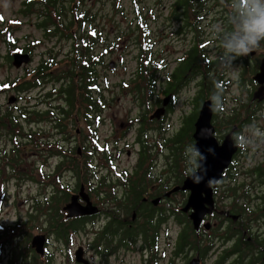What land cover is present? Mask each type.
I'll return each mask as SVG.
<instances>
[{
    "label": "flooded vegetation",
    "instance_id": "af4514ba",
    "mask_svg": "<svg viewBox=\"0 0 264 264\" xmlns=\"http://www.w3.org/2000/svg\"><path fill=\"white\" fill-rule=\"evenodd\" d=\"M184 1L174 0L171 6L168 7L166 15L164 14L166 22L170 20L174 21L180 26L177 32L185 34V40H183V37L177 41L183 46L180 49H171L173 39L170 36L174 34L172 32L168 34V43H163L162 48L157 49V43L163 42L166 38L167 28L162 29L161 33L156 32L155 38L150 21H157L161 12L153 16L149 11H146L144 21L141 24L142 29H139L140 36L138 37V41L144 40V44L135 45L138 54H135L136 56L133 57L134 67L128 72L129 77H121L118 80L119 84H148L153 82L155 87H158L156 85L160 84V89L156 92L147 91L145 94H139L142 102L136 100L137 94H126L134 100L131 104L132 107L137 106V104L146 107L137 117L131 118L132 120H129L127 123V125L137 124V134L134 138V144L139 145L138 151L134 153L135 158L130 170L121 169L118 172L103 173L96 171L95 168L100 167L102 169L105 166L104 162L110 159L115 164L117 151L104 159L105 153L102 149L115 148L122 149L125 152L124 147L128 148L131 146V143H125L123 146L118 144V142L122 141L124 132H121L120 135L113 134V140L101 138L102 113L106 109H110L113 106V102L105 98L96 82V75L99 78L104 74L103 71L105 70H112L113 73H118V70L123 68L124 72L122 70L121 74L123 75L127 72L125 70L127 69V65L124 59L127 56V45H132V41H130L131 37L129 36L126 40L124 39L119 42V21L115 19V11L106 14L102 12L98 13L95 31L87 27L52 29L50 31L53 36L65 37L64 39L71 43L70 48L72 52L77 51V48L82 51L80 55L74 53L71 58L66 59L65 65L68 71L78 79H80L81 67H89L92 72L87 77H90V81L96 84V88L95 91H91L90 93L81 92L79 89H76L74 94H72L70 93V87H67V92L69 93L63 96V104L54 106L48 110L49 116L47 122L50 124L51 130L45 133V130L34 129L32 136L28 137L30 139L23 142L24 145H29L34 150H45L49 155L57 156L59 160L54 169L49 173L45 172V165L40 163L34 167L33 173L31 171L27 175V177L31 176V179L40 188H38L36 194L31 198L33 203L29 214L25 218L18 217L16 221L11 223H5L1 216L5 196L3 194V182L1 181L18 177L15 168L16 162H19L20 155H15L12 152V154L14 153V157L11 156V158L14 160V163H7V152L0 148V160L2 161L0 165V264H3V262L5 264H85L75 261L74 252L71 251L74 241L73 236L77 234L87 235L88 221L100 216H105L106 221L94 233V241L88 244V248H92L96 251V255L100 257L99 264H110L109 257L120 249H126L131 254L139 253L143 259L139 264H160L162 258L169 259L168 264H174V259H178L177 257L185 250L195 248H197L195 256H186L181 261V264H188L193 258H199V264H202L203 252H207L211 248L215 234L207 237L205 240L202 239L205 235L201 234L202 232H209L210 228H206L204 225L206 222H209L208 220L211 217L216 215L222 217V224L229 222V225L232 223L234 225L242 221V225L240 226L243 229L242 234L246 238L247 244L238 249L234 245L237 242L236 237L224 240V242H231V246L228 250H224L223 256L214 264H221L229 257H232L233 260L228 264H264V232L261 239L249 231V224L256 222L257 218H261V226L262 230H264V198H261L263 203L257 205L256 209L253 210L256 211L257 215H248L247 219L245 217L242 218V213L239 210L219 209L217 198L219 191L225 192L229 198L231 197L230 191L239 188L241 199H243L241 195H247L251 184L233 182L237 177L249 174L248 169L243 170L242 167L238 166L243 161L240 162L235 159V162L228 167V171L223 174L221 181L213 188L215 211L212 215L205 217L197 230H193L191 221L186 220L191 210L187 213L182 212L189 195V190L182 187L184 180L189 176L188 169L191 165L185 161V157L179 159V153L182 151V154L185 156L187 154L185 150L187 151L191 145L195 144V124L199 117L200 108L202 103L205 100H211L210 97L212 96L207 94L206 98L200 99V86L202 83H211L212 87L210 89L213 90L215 84H227L226 79L223 78L224 73L217 71L221 65L217 57L223 51L219 40L215 38L211 39L207 35L199 33L197 29L196 19L197 17L200 19V15L196 6H200L201 3L189 0L190 3L185 4L187 7V11H185L184 6H182ZM48 2L49 0L42 1L43 4H48ZM220 2L223 13L222 25H226L232 1H229L230 3H223L224 0H220ZM36 4L39 6L38 2ZM157 4L160 5V3ZM88 24L86 22L85 26H88ZM183 27H188V29L186 30ZM93 33H96L97 37L95 45L91 44L95 40L91 36ZM187 35L189 36L186 38ZM142 37L143 39H141ZM214 42L216 43L215 47L211 48L210 45H213ZM262 47L263 45L260 44L253 51V54L249 53L246 56L237 58L240 61H245L248 57L257 55V50H260ZM92 50L95 53H92ZM168 51L177 54L172 61L168 60V56L166 55ZM179 52L180 54H178ZM263 57L261 55L258 59L261 60ZM120 64H123V66L121 67ZM73 66H75L74 70ZM24 68L25 73L26 70L33 69ZM97 68L101 70L96 71ZM64 70H60L58 75L60 76ZM50 73L52 74L53 72ZM70 73L67 74L68 81ZM44 74V72L41 73V75ZM177 77L180 78L179 82L176 86L173 85L171 87L169 84H172ZM247 81L249 79L244 68L237 84L246 83ZM192 87L195 89V92L184 102L187 106L190 105L188 112L181 115L179 126L168 133L169 127L165 128L164 123L173 108L174 102L179 97L182 98L184 93L193 89ZM84 98H88L89 100L83 101ZM148 103H152L154 108L149 107ZM157 108H162V112L159 117H152ZM220 113L218 117H221V120L219 121L215 109L213 110L211 123L214 129V118L218 120V128V123L223 125L230 122V114L222 117ZM121 123L123 128L125 123L123 121ZM228 126L225 125L224 127ZM0 127L3 128L4 126L0 124ZM132 128V126H128L124 127L123 130ZM150 131H154L158 135L156 144L159 148L173 149L172 155L175 154L173 165L175 179L178 176V180L174 184H169L165 177L168 165L171 166L168 162L169 155L173 157L169 151L167 152L166 162L168 164L165 165L166 169L158 176L153 175L151 172L153 167L150 164L152 158L151 145L149 144ZM113 141L117 143L114 146L111 144ZM150 142H152V139H150ZM262 148L264 149L263 145ZM244 153L245 150L239 151L240 155ZM187 156H191L190 151H188ZM96 158H98L97 164L93 160ZM261 161H264V158ZM7 167L15 171L10 177L5 173ZM66 173L72 174L71 176L77 180L73 188L64 182ZM252 175L255 176L254 173ZM228 180L232 181L228 182ZM139 183H141V186L143 184L140 204L137 205V208L126 211V201H133L131 195H128L129 198L127 197V190L132 185H138ZM82 186H84L88 199L99 208V211L97 214L91 216L69 217L67 211H65V207L70 202L72 195H77L79 188ZM176 195H182L185 202L183 205L173 207L168 202ZM78 201L84 204L82 198H78ZM111 214L117 219L116 222L112 221ZM169 218L172 219V223L177 226L178 230L175 232L173 240L169 238L164 240V236L169 237L170 230L167 226L164 228H161V226L166 225ZM111 224H121L122 228L114 227L112 232H105ZM55 225L59 226L60 231L58 233L56 232ZM62 229H64L63 232ZM221 229L227 233V230L223 226ZM160 235L163 238L162 246L165 249H168V247L171 249L170 258L167 257V251L164 248L158 249ZM184 236L188 238L187 244L180 246ZM35 238L42 241L43 252H39L36 248L32 247V241ZM108 240L110 246L106 245ZM65 248H67L66 253H64ZM83 248L86 264H96L88 256L86 247ZM251 249H258V252L250 253ZM105 253H107L106 257H104ZM146 253L147 259H145ZM243 254L247 255L248 261H243ZM158 256H160L159 259ZM119 262L122 264V260L119 259Z\"/></svg>",
    "mask_w": 264,
    "mask_h": 264
},
{
    "label": "rangeland",
    "instance_id": "374dc122",
    "mask_svg": "<svg viewBox=\"0 0 264 264\" xmlns=\"http://www.w3.org/2000/svg\"><path fill=\"white\" fill-rule=\"evenodd\" d=\"M25 0H0V29L2 28V33H0V81H13L17 76H21L25 74V71L23 70V67L16 69L12 66V64L7 61V57L9 53L8 46L5 43L6 41L4 39L7 38V30H10L11 38L12 40L16 41L17 48H26L30 49L32 53V61L24 69H32L37 64H39L42 60L53 57L54 61L57 63L62 62L66 59V57H71L72 53L70 52L71 43L68 40H65L64 38H59L57 36L52 37H43V29L39 28L37 26V23L41 21V18H38L36 14L32 13H25L23 3ZM174 0H84L81 6V9H87L90 12L95 13H113L115 10L114 6L115 4L118 5V10H116L115 19L116 21H119V28L121 31H125L130 23L134 24L133 18L134 13L133 9L137 8L142 16L146 15V11L150 10L151 14L155 16L158 12L159 14L157 21L151 20L150 25L153 29V35L156 38L155 33H161V30L164 28H167V32L165 34V39L163 42L157 43V49L162 48L163 43H168V34L174 33L172 37L173 41L171 42V49H180L183 45L178 43L179 38H183L185 34H179L177 30L180 28L174 21H168L166 22V18L164 17V14L166 15V12L168 11V7L171 6V3ZM157 3H160L157 4ZM221 2L217 0H205L203 3H201L200 6H196L198 8L199 18L197 17V29L199 30V33H203L204 35H207L211 39L213 38V27L215 25H222V19H223V13L220 6ZM116 7V6H115ZM225 8V7H223ZM121 11V12H120ZM72 16V15H70ZM68 16L63 17L64 19H67ZM10 26V27H9ZM184 29H188V27H183ZM210 34V35H209ZM189 35L186 36V38ZM136 38V33L131 35L132 45H127V56L124 59L125 64L127 65V69H125L127 72H125L123 75L121 74L122 69L118 70V73H113L112 70H105L103 71V75H101L99 78H97L96 75V82L98 84V88L101 90V93L105 95V98L110 101L112 100L113 106L110 109H106L103 114V125L100 126V133L101 138H109L110 140H113L112 135L117 134L120 135L121 132H124V137L120 143L122 146L125 143L130 144L131 146L126 148L124 147L125 152L118 154L116 156L115 164L117 165V171H120L121 169H127L130 170L135 155L134 153L138 151L139 145L134 144V138L137 134V124L135 125H127L129 120H132L134 117H137L138 114L146 109L144 106H137L135 105L132 107V98L129 95H126L127 93L137 94L136 100L138 102H142L140 95L142 93H138L137 91H130L127 92L121 90V87H119L118 80L121 79V77L126 78L129 77L128 72H130L134 67V61L133 57H135L137 53V49L135 48V43L133 42V39ZM123 39V38H121ZM127 38H125L126 40ZM40 43H38L39 41ZM185 40V37L183 38ZM215 42L213 45H210V47H215ZM180 54V52L178 53ZM168 56V60L172 61L173 58L177 56V54L172 53L171 51H168L166 53ZM261 55L264 56V45L260 50H257V55L248 57L245 61H240L238 58L232 61V67L231 68H225L222 64L219 66V69L217 71H222L223 78L226 79L227 84L226 86V92L227 94H224L227 100L226 101V107H224V111L221 112V116L223 117L226 114H230V101L231 97L233 96H240V98L243 101L251 102L250 96H252L253 92L255 91V86L251 85L248 81L246 83L242 82L241 84H237L238 80L242 74L243 69H246V73H248V77L253 75V73L257 70L258 64L260 59H258ZM264 58V57H263ZM257 60V62H255ZM121 67L123 64H120ZM245 66V67H244ZM65 62L59 63L58 70L53 69L52 74H46L39 79L35 86L22 91H16L12 88L9 89L8 85L6 83H3L0 86V115L4 113L6 108L10 109V112L12 115L16 118V121L19 123V126L21 128L22 132L28 131L30 129L36 128L45 130V133H47L50 129V124L47 121H39L37 122H28V119L32 118V111L34 110H50V108H53L54 106H58L63 104V93H60V88L64 87V84H67L65 79L54 81V77L57 76L58 72L62 69H65ZM61 68V69H60ZM100 71V68H97L96 71ZM124 72V70H123ZM99 74V73H98ZM103 78V83H102ZM250 84V85H249ZM130 85H137V84H130ZM154 87L153 92H156L160 89V84H157ZM193 88V87H192ZM195 92V89H190L186 93H184L183 97H179L174 104L173 108L170 111L169 115L167 116V120H165L164 127L168 128V133L171 132V130L177 128L179 126L181 115L184 113H187L190 105L187 106L184 102L188 98L192 96V94ZM111 95H113L111 97ZM10 96H16L17 100L14 104H8V98ZM249 97V98H247ZM229 102V103H228ZM255 107H258V113L257 114H264V102L259 105H256L252 103ZM149 107L154 108V105L152 103H148ZM242 110V109H241ZM240 119H242V128L240 130H237L238 127L241 125V121L239 122H232L230 123V128H233L229 130V128H223L222 125L217 126L218 120L216 118L215 122H213L215 126L214 136L220 143L221 139L223 138L224 134L227 132V134H231L235 141L239 144L241 147L242 142L244 143V146L241 147V151L245 150V153L242 155L238 154L236 157L237 161H243L241 165L238 166L242 167L243 170L248 169L251 170L260 160H263L264 158V149L262 148V143L264 140V130L262 127L263 121L261 119H253L250 124L244 119L243 117L245 115V111L243 110L242 113H240ZM94 115V114H93ZM218 117V116H217ZM132 118V119H131ZM219 121L221 120V117H218ZM256 118L258 116L256 115ZM192 119V117H191ZM125 123L124 127L132 126V129H124L121 126V122ZM236 126V129L234 127ZM245 126V127H244ZM123 130V131H122ZM150 130V129H149ZM233 131V132H232ZM9 130L5 128L0 127V148L3 149V151L10 153L11 149L15 151V148L13 147V142H25V139L22 136H17L14 133H8ZM159 132V130H158ZM235 132H238L236 135ZM160 133V132H159ZM239 135V138L236 137ZM145 139V138H144ZM150 139H152V142H150ZM158 141V135L154 131L149 132V144L151 145V160L150 164L152 165L151 172L153 175H159L161 172H163L166 167L165 165L168 164L166 162L167 160V152L172 155V150L169 148H159L156 144ZM116 142H111V144L114 146ZM117 144V143H116ZM155 145V147H153ZM67 147V145H66ZM185 152L188 154V149ZM128 153V154H127ZM185 154V156L182 154V151L179 153V159L181 157H185V161H188V156ZM19 162L18 166L16 167V172L18 173V177L16 178H9L8 180L1 181L3 182V194L4 196V207L2 211V220L5 223H11L18 219V217L25 218L29 214V210L31 208V205L33 203L32 196L36 194L38 188H40L37 184L34 183V181L31 179V176L27 177V175L33 170L34 167L40 163H43L45 165V172L49 173L54 169V166L58 162L57 156H51L48 154L47 151L39 149L34 150L29 145L22 144V147L19 151ZM183 155V156H182ZM173 157L168 158L169 164L167 169V174L165 177L168 180L169 184H174L178 180V176H174L175 170L173 169L174 165V159L175 154L172 155ZM244 158V160H243ZM95 163H98V158L93 159ZM188 163V162H187ZM2 164V161L0 160V165ZM261 167H264V165H259ZM96 171L103 172V173H112L113 171H109V169L106 166H103L102 169L95 168ZM14 170H11L10 168L5 169V173L8 177L12 176L14 174ZM182 173V170H181ZM72 174L66 173L64 176V182L68 183L71 188H73L76 184V179L71 176ZM23 178V179H21ZM232 180H228V182H231ZM234 183H246L251 184V187H249L248 191V198L246 199H240L238 202V205H242V202L245 201L247 204V207L249 209V212H252L254 209H256L257 205H260L263 203V200L261 199V196L264 194V183L260 180L258 176H253L252 174H248L247 176L241 175L233 181ZM226 193L219 191L218 192V204L219 209L229 210L232 208L236 210V207L234 206V202L231 200V198L226 197ZM185 202L184 197L182 195H176L174 198L168 202L169 205H172L173 207L183 205ZM21 204V206H19ZM258 219V220H257ZM256 222H251L249 224L250 228L249 231L253 234H255L258 238L263 237L262 226H261V218H257ZM104 221H106L105 216H100L98 218H95L93 220L88 221L87 223V235H74V246H71V251L74 252L78 245H82L83 247H86V252L88 256L91 258L92 261H94L96 264L100 263V257L96 255V251H94L92 248H88V244L94 241L95 238V232L99 230L101 225H103ZM211 224L209 232H202L201 235H205L202 237V239H207V237L215 234V237L212 240V246L207 252H203V262L202 264H214L216 263L222 256L224 250H228V248L231 246V242H224L223 238L226 227L229 225V222L226 224H222L223 221L221 216H213L208 220ZM167 226L170 230L169 237L164 236V240L169 238L171 240L174 239L175 232L178 230L177 226H175L172 223V219H167V224L162 225L161 228ZM163 230V229H161ZM261 230V231H258ZM217 234V237H216ZM163 238L160 235L159 237V248H164L162 246ZM203 247V244H202ZM66 249H64V253H66ZM196 249H187L185 250L180 256H178V259H174V264H181V261L186 257H194L196 254ZM167 251V257L170 258L171 249L168 247V249H165ZM250 253L258 252V249H251L249 251ZM160 256H158L159 259ZM119 259L122 260V264H139L142 262V257L139 253H129L126 251V249H120L118 250L114 255L109 257L110 264H121L119 262ZM145 259H147V253L145 254ZM162 258L160 261V264H168L169 259ZM247 255L243 254V261L247 260ZM233 259L232 257H229L226 261H223L221 264H228ZM249 260V259H248ZM247 260V261H248ZM5 264V262H3Z\"/></svg>",
    "mask_w": 264,
    "mask_h": 264
},
{
    "label": "trees",
    "instance_id": "16d2710c",
    "mask_svg": "<svg viewBox=\"0 0 264 264\" xmlns=\"http://www.w3.org/2000/svg\"><path fill=\"white\" fill-rule=\"evenodd\" d=\"M217 1H220V0H217ZM230 1H232V0H230ZM187 3H190L189 0H185L183 5H182V6H184L185 11H187V7L185 5ZM24 7H25V9H24L25 13L36 14L38 16V18H41V21L38 22V25L41 27H46V26H55L57 28H62V27L70 28L73 26L82 27V23H84V21H91L92 22L95 18V16L92 14H89L88 11L79 10L78 12H80V14L78 15L77 20H75L74 16H72V17H70V19L67 23L68 26H65L66 25L65 21H62V20L60 21V17L67 14V12H68L67 7H71V8L77 7V4H75V0H49L48 4L47 3L44 5L41 4L37 9H34V10H31V9L36 7V5H34V3L24 4ZM50 14H52V15H50ZM52 16L54 17V19L52 18ZM226 23H227V20H226ZM134 28H131V29L133 30ZM1 31H2V28L0 29V33H2ZM6 35H7V38H6L5 43L7 44L8 48H12L15 41L13 40L14 42H12V38H11V34H10L9 29L7 30ZM9 60H10V58L7 57V61H9ZM48 68H49V62L41 63L37 67V69L35 71H33V76L31 78H28V79L23 80V81L15 78V80H13V81H8L7 84L9 85V89L12 88V89L19 92V91L33 87L35 85L33 83V81H35L37 79V77L40 76V73L42 72V70H47ZM74 68H75V66H73V70H74ZM88 68L89 67H87V68L81 67L80 79L76 78L75 75H72L68 71V68H65L64 72L59 76L61 79L67 80L66 81L67 84L64 85L65 87H62L60 89V91L63 93V95L69 93V92H67V87H70V91H71L70 93H72V94H74L76 89H79L81 92L85 91L86 93H90L91 90H89V85L93 81H90V77H87L89 75V73L92 72V70L90 68L89 69ZM69 73H70V77H69V81H68L67 74H69ZM179 80H180V78L177 77L174 79V82L172 84H169V85L171 87L173 85L176 86L177 83L179 82ZM211 85H212L211 83H202V85L200 86V97H201L200 99H203V97L206 98V96H208L207 94H210V95L214 94L217 91V87L219 86V88L222 89V105L220 106V108H218V109L216 108V110H221L226 105V101H225V97H224V92H225L226 86L221 85V84H217V85L213 84L214 89L211 90L210 89L212 87ZM77 86H79V87L77 88ZM119 87H121V90H127L129 92L130 91H137L138 93L140 92L142 94H145L147 91H153L155 84L153 82L148 83V84H137V85H129V84L128 85H121V84H119ZM85 100L88 101L89 99L84 98L83 101H85ZM231 101H232L231 106L233 107L234 110H237V111L232 112L230 114V118H229L230 122L236 123V122L240 121L239 112L241 111V109L242 110L244 109L247 117L250 118L252 116V111L250 108V102H243L241 99H236V98H232ZM3 115H4L5 119H1L0 124H2L5 128H7L9 130V133H14V132L19 133L20 132L19 124L16 121V118L10 112V110H7ZM1 118H3V117H1ZM230 122L223 124V125L224 126L230 125ZM12 155L14 157V153ZM7 163H14V160L11 158L8 160ZM254 174H255V176H258L260 178V180L264 183V167L256 168L254 171ZM142 192H143V184L141 186V183H139L138 185H132L130 187V189L127 190V197H128V195H131L133 198V201L132 202L126 201L127 202L126 207H125L126 211H129L132 208H137V205L140 204V197L142 196L141 195ZM230 192H232V195L235 196L234 206L236 207V210H239L242 213V218L245 217L247 219L248 215H254V216L257 215L256 213H254V214L248 213L246 211L247 208L244 205H238L237 198L240 195L239 194L240 193L239 188L238 189H232ZM237 194H239L238 197H237ZM241 196L243 197V199H246V200L248 198L247 197L248 195L246 196V194L241 195ZM261 198H264V194L261 196ZM243 214H245V215H243ZM110 217H112L113 222L117 221V219L115 218V216L113 214H111ZM240 225H242V221L235 223L234 225H233V223L231 225H228V228L226 229L227 233L224 234L225 236L223 238V241H224V239L227 240L230 237H236L237 242L234 245L237 246L236 248H238V249L241 246H244L247 244L246 238L242 234L243 229ZM114 227H118L119 229L122 228L121 224H118V225L117 224H111L105 230V232L106 231L112 232L114 230L113 229ZM55 229H56L57 233L60 231L58 225H55ZM63 231H64V229H62V232ZM187 241H188V238L186 236H184L182 238L180 246L181 245L185 246L187 244ZM98 242H99V240H98ZM262 243H263V241H262ZM255 244L258 245L257 243H255ZM106 245L110 246L109 240H108V243H106ZM233 250H234V247H233ZM106 256H107V253H105L104 257H106Z\"/></svg>",
    "mask_w": 264,
    "mask_h": 264
},
{
    "label": "water",
    "instance_id": "95a60500",
    "mask_svg": "<svg viewBox=\"0 0 264 264\" xmlns=\"http://www.w3.org/2000/svg\"><path fill=\"white\" fill-rule=\"evenodd\" d=\"M29 60L30 57L28 54L15 53L12 56V64L15 67H19L22 63H28ZM254 78L261 86L253 93L252 99L262 100L264 98V59L260 64L259 72ZM14 101V96L8 99V103H13ZM211 111V102L205 101L201 106L199 118L195 124V145L204 156V159L200 162L201 166L197 171L202 175L203 179L199 183H194L189 176L184 181L182 187L183 189H189L191 192L183 210L187 211L189 208L193 209L189 217L193 221L194 228H198L199 223L206 213L212 212L213 198L211 185L216 184L223 170L229 165L233 154L237 150V146L234 144L230 134L224 137L221 145L217 144V141L212 136L213 128L210 124ZM159 112L160 111L157 110L154 116L158 117ZM80 196L86 200V204L84 206L80 205L77 202L78 195H73L71 202L65 207L69 216L88 215L97 211L88 201L87 196L83 192V188L80 190ZM32 245L36 247L39 252H42L43 244L41 240L35 238L32 241ZM76 260L78 262L84 261L82 260L81 248L76 252ZM189 264H198V261L192 260Z\"/></svg>",
    "mask_w": 264,
    "mask_h": 264
},
{
    "label": "clouds",
    "instance_id": "9594fccd",
    "mask_svg": "<svg viewBox=\"0 0 264 264\" xmlns=\"http://www.w3.org/2000/svg\"><path fill=\"white\" fill-rule=\"evenodd\" d=\"M213 38L219 40L223 50L217 57L219 63L225 68H231L233 60L248 55L264 41V0H232L227 24L215 25ZM210 99L215 108H220L222 89L219 86ZM243 146L242 142L241 147ZM188 151L191 153L187 161L191 165L188 175L194 183H199L203 177L197 169L201 166L200 162L204 156L195 144L191 145Z\"/></svg>",
    "mask_w": 264,
    "mask_h": 264
}]
</instances>
